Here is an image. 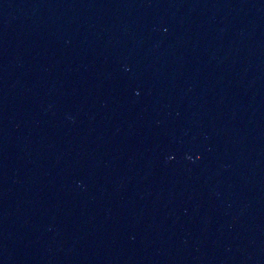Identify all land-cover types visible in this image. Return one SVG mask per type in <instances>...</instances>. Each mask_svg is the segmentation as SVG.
<instances>
[{"label": "water", "instance_id": "obj_1", "mask_svg": "<svg viewBox=\"0 0 264 264\" xmlns=\"http://www.w3.org/2000/svg\"><path fill=\"white\" fill-rule=\"evenodd\" d=\"M0 264H264V0H0Z\"/></svg>", "mask_w": 264, "mask_h": 264}]
</instances>
